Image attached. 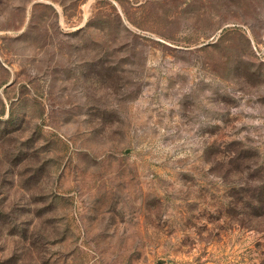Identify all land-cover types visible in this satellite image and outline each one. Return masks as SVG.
<instances>
[{
    "label": "rangeland",
    "instance_id": "rangeland-1",
    "mask_svg": "<svg viewBox=\"0 0 264 264\" xmlns=\"http://www.w3.org/2000/svg\"><path fill=\"white\" fill-rule=\"evenodd\" d=\"M253 190L264 0H0V264H262Z\"/></svg>",
    "mask_w": 264,
    "mask_h": 264
},
{
    "label": "trees",
    "instance_id": "trees-1",
    "mask_svg": "<svg viewBox=\"0 0 264 264\" xmlns=\"http://www.w3.org/2000/svg\"><path fill=\"white\" fill-rule=\"evenodd\" d=\"M251 201L255 204H250V209L253 211V216L262 217L264 216V190H253L250 194ZM243 200V199H242ZM241 202V199L240 201ZM264 264V260L262 262Z\"/></svg>",
    "mask_w": 264,
    "mask_h": 264
}]
</instances>
